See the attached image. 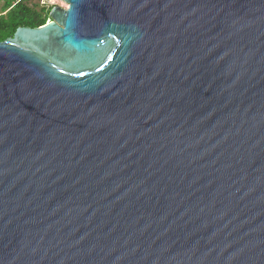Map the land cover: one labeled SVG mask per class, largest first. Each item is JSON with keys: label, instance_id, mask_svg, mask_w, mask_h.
Segmentation results:
<instances>
[{"label": "water", "instance_id": "water-1", "mask_svg": "<svg viewBox=\"0 0 264 264\" xmlns=\"http://www.w3.org/2000/svg\"><path fill=\"white\" fill-rule=\"evenodd\" d=\"M0 41V264H264V0H62Z\"/></svg>", "mask_w": 264, "mask_h": 264}, {"label": "trees", "instance_id": "trees-1", "mask_svg": "<svg viewBox=\"0 0 264 264\" xmlns=\"http://www.w3.org/2000/svg\"><path fill=\"white\" fill-rule=\"evenodd\" d=\"M31 0H0V41L14 34L19 26L38 27L52 20L53 6H40Z\"/></svg>", "mask_w": 264, "mask_h": 264}, {"label": "rangeland", "instance_id": "rangeland-1", "mask_svg": "<svg viewBox=\"0 0 264 264\" xmlns=\"http://www.w3.org/2000/svg\"><path fill=\"white\" fill-rule=\"evenodd\" d=\"M32 3H37L40 6H60L64 9L67 8V4L62 0H31L30 5ZM2 5V2H0V6Z\"/></svg>", "mask_w": 264, "mask_h": 264}]
</instances>
